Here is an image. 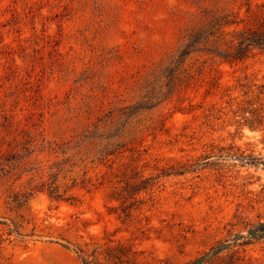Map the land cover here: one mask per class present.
<instances>
[{"label": "rangeland", "instance_id": "374dc122", "mask_svg": "<svg viewBox=\"0 0 264 264\" xmlns=\"http://www.w3.org/2000/svg\"><path fill=\"white\" fill-rule=\"evenodd\" d=\"M263 166L264 0H0V264H189Z\"/></svg>", "mask_w": 264, "mask_h": 264}, {"label": "trees", "instance_id": "16d2710c", "mask_svg": "<svg viewBox=\"0 0 264 264\" xmlns=\"http://www.w3.org/2000/svg\"><path fill=\"white\" fill-rule=\"evenodd\" d=\"M262 240H264V219L253 224L247 230L246 235H236L230 241L226 240L223 243H219L189 264H211L216 259H224L225 253L226 257H230L233 253L232 248L236 246L237 243L239 245H248ZM81 260L82 264H92L88 258L82 257Z\"/></svg>", "mask_w": 264, "mask_h": 264}]
</instances>
